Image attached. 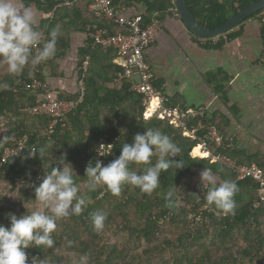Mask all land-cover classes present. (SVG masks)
<instances>
[{"label":"trees","instance_id":"obj_1","mask_svg":"<svg viewBox=\"0 0 264 264\" xmlns=\"http://www.w3.org/2000/svg\"><path fill=\"white\" fill-rule=\"evenodd\" d=\"M254 1L187 0L191 13L206 29L220 26ZM21 3L44 13V19L36 25V30L43 32V40H47L55 28L59 29V35L55 55L34 69L25 67L21 74L12 76L7 73V66L0 63V224L10 225L6 216L9 212L17 216L33 211L49 213V208L35 199L34 185L40 182L36 175L39 170L42 171L41 177L44 172H49V165H55L62 156L65 163H70L68 167L78 186V196L87 201L80 215H69L57 221V228L52 233L53 248L26 250L28 264H31L32 256L41 259L43 264H264V207L253 206L257 199L256 182L250 178L236 180L232 170L208 158L192 157L189 152L200 139L208 138L213 127L223 141L220 146L213 144L212 151L222 152L239 163L254 162L262 171L264 155L251 156L235 144L228 146L229 140L222 133L225 121L215 122V117L187 119L188 129L197 127L195 139L184 136L181 128L173 127L163 119L143 117L141 96L130 90L126 79L115 76L121 70L113 63L116 49L95 44L91 36L78 49L75 72L80 76L78 67L82 58L88 55L90 60L83 77V100L49 133L47 125L52 117L31 111L40 102V91L27 88L31 77L46 81L48 76L60 74L59 59L69 47L72 32L86 27L94 31L97 27L107 28L113 33L119 27L103 17L96 18V25L85 21L82 12L74 6L56 9L49 16L55 5L52 0H21ZM162 3L158 10H166L170 4L169 0ZM149 16L145 11V20ZM260 24L263 36V24ZM218 75L210 76L209 81H214ZM60 94V98L77 97L76 92ZM167 104L177 103L169 98ZM147 128L160 129L172 138L181 148L180 156L172 159H182L184 167L176 169L173 166L162 172L159 187L151 194L128 184L122 185L119 195H113L106 185H97L95 190H91L85 168L89 161L95 164L99 143L103 139L114 141L105 157L108 164L119 156L125 142L131 144L133 136ZM22 136L26 137L24 149L17 155L4 156V149L12 139ZM32 146L44 148L43 155L27 157V149ZM151 159L154 164L157 157ZM147 166L133 163L129 169L139 173ZM205 168L211 170L218 184L231 179L239 189L234 196V213H206L211 222L208 227L205 221H194L191 217L199 205L206 203L207 188L200 183V172ZM170 188L175 193L170 198L171 202L165 199ZM209 207L221 212L214 205ZM97 210L106 214L104 228L99 233L93 230L89 219V214Z\"/></svg>","mask_w":264,"mask_h":264},{"label":"crops","instance_id":"obj_2","mask_svg":"<svg viewBox=\"0 0 264 264\" xmlns=\"http://www.w3.org/2000/svg\"><path fill=\"white\" fill-rule=\"evenodd\" d=\"M89 1L81 0L73 8L82 12L85 21L95 24L97 17L88 10ZM162 1L123 2L124 14L130 16L148 11L160 22L155 41L144 51V60L156 87L168 101L171 98L177 103L171 106L193 109L195 116L192 118L205 116L208 119L215 117V122L225 121L222 133L229 140L228 146L235 144L251 156L264 155V123L261 118L264 109L263 36L258 18L256 15L248 17L219 36L204 38L189 31L178 13L158 10ZM154 6L157 9H150ZM30 7L38 25L44 19V13ZM147 21L149 19L144 23ZM92 31L86 27L71 33L69 47L59 59L60 74L47 77L51 87L68 95L77 91L78 49ZM113 63L116 64L114 59ZM215 74L219 75L210 82L209 77ZM213 133L223 141L213 127L205 139H211Z\"/></svg>","mask_w":264,"mask_h":264},{"label":"clouds","instance_id":"obj_3","mask_svg":"<svg viewBox=\"0 0 264 264\" xmlns=\"http://www.w3.org/2000/svg\"><path fill=\"white\" fill-rule=\"evenodd\" d=\"M169 2V5L174 6L171 0ZM258 12L255 13L256 16ZM58 35L59 29L55 28L49 33V38L43 40L41 32L36 30V19L30 6L24 5L21 0H0V63L7 66L9 75H19L25 67L34 69L41 62L52 58L56 53ZM33 49H37L35 53ZM44 151V148L37 149L36 146H32L27 149V157H34L37 154L41 157ZM180 153L181 148L167 134L160 129L147 128L142 133L137 132L131 144L125 142L119 156L108 164L104 165L96 160L93 165L89 161L85 175L89 178L91 190H95L97 185H106L113 195H119L122 185L128 184L151 194L159 187L162 172L173 166L176 169L184 167L182 159L179 161L172 159L180 156ZM98 154L105 155L104 152ZM153 156L157 157L154 164L151 159ZM133 163L148 166L137 173L129 169V165ZM69 164L65 163L63 156L57 159L55 165H49L51 170L44 172L39 184L34 185L35 199L49 208V213L33 211L19 216L12 212L6 214L10 225L0 224V264H28L27 249L53 248L55 241L52 233L57 228V221L69 215L78 216L83 212L87 201L78 196L79 189L74 182ZM200 183L203 188H207L205 195L207 206L214 205L225 215L234 213L236 208L234 196L239 191L234 180L227 179L218 184L211 170L205 168L200 172ZM174 194V189L170 188L165 199L171 202L170 198ZM89 219L94 231L99 233L103 230L105 213L93 211L89 214ZM31 264H43V261L32 256Z\"/></svg>","mask_w":264,"mask_h":264},{"label":"built area","instance_id":"obj_4","mask_svg":"<svg viewBox=\"0 0 264 264\" xmlns=\"http://www.w3.org/2000/svg\"><path fill=\"white\" fill-rule=\"evenodd\" d=\"M55 5L49 16L56 9L63 7H72L81 0H52ZM125 0H90L88 2V10L96 17H103L112 20L119 29L113 33L107 28H96L90 35L95 44L102 47H112L116 49L117 55L114 58L115 63L121 67L116 73L119 79H126L130 83V90L141 96V105L143 107L142 116L145 118L155 116L158 119L165 120L169 125L181 128L182 134L188 138L195 139L196 127L188 129L186 121L189 117L195 116V112L191 108L180 106H171L167 104L168 98L155 85L153 74L149 66L144 60V51L155 41L156 35L160 28V22L154 15L149 17V21L144 23L145 17L142 13L126 15L123 12V2ZM173 0H171L172 4ZM168 12L177 14L173 5H169ZM258 20L263 24V45L261 59L264 62V10L257 13ZM41 32L42 37L43 32ZM42 43V42H41ZM37 49H33L35 53ZM89 56H85L78 67L81 70L80 76H77V97L76 98H60L61 90L51 87L47 81H42L38 77H31L27 88L38 89L40 102L32 107L31 111L36 114L49 115L52 119L47 125V131L53 132L57 123L61 122L66 115L79 105L83 100L85 91L83 77L88 69ZM41 64V63H40ZM38 66V65H37ZM36 66V67H37ZM26 141V137H15L10 145L4 149V156H14L21 151ZM108 139H103L96 150V160L106 165V156L112 149V143ZM220 146L222 144L221 137L213 133L211 139H200L197 147L201 153V157H206L214 163H218L235 174L236 180L250 178L257 184V199L254 201V207H264V171L254 162L250 164L239 163L234 158L222 153L214 152L212 145ZM21 149V150H20ZM192 148L190 155H193ZM98 152H104L105 155H99ZM156 157V156H155ZM42 171L39 170L36 175L37 179L41 178ZM213 212L214 215H225L223 212L214 211L207 206L206 203L201 204L191 213L194 221H209L206 213Z\"/></svg>","mask_w":264,"mask_h":264},{"label":"water","instance_id":"obj_5","mask_svg":"<svg viewBox=\"0 0 264 264\" xmlns=\"http://www.w3.org/2000/svg\"><path fill=\"white\" fill-rule=\"evenodd\" d=\"M173 4L178 12L180 19L183 21L187 29L191 31L193 34L204 38L219 36L220 34L238 25L239 23L247 19L249 16L255 14L259 10L264 9V0H256L251 4H249L248 6L241 9L236 14L229 17L220 26H217L214 29H206L205 27L201 26L198 23V21L195 19V17L191 13L189 5L186 3L185 0H173ZM261 118L263 119V123H264V109L261 112Z\"/></svg>","mask_w":264,"mask_h":264},{"label":"bare ground","instance_id":"obj_6","mask_svg":"<svg viewBox=\"0 0 264 264\" xmlns=\"http://www.w3.org/2000/svg\"><path fill=\"white\" fill-rule=\"evenodd\" d=\"M193 155L194 156H197V155H200L201 153L199 152V148L197 146L194 147V150H193Z\"/></svg>","mask_w":264,"mask_h":264},{"label":"rangeland","instance_id":"obj_7","mask_svg":"<svg viewBox=\"0 0 264 264\" xmlns=\"http://www.w3.org/2000/svg\"><path fill=\"white\" fill-rule=\"evenodd\" d=\"M103 193H101L100 194V196L102 195ZM206 224H207V227L211 224V222L209 221V222H206ZM211 226V225H210Z\"/></svg>","mask_w":264,"mask_h":264}]
</instances>
